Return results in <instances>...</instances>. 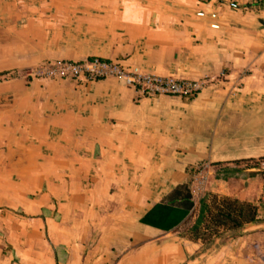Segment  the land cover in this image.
<instances>
[{"label": "crops", "instance_id": "crops-1", "mask_svg": "<svg viewBox=\"0 0 264 264\" xmlns=\"http://www.w3.org/2000/svg\"><path fill=\"white\" fill-rule=\"evenodd\" d=\"M260 18L264 0H0V264H264V224L184 231L199 174L264 218ZM94 57L207 82L152 95L32 73ZM180 186L194 207L173 226Z\"/></svg>", "mask_w": 264, "mask_h": 264}, {"label": "built area", "instance_id": "built-area-1", "mask_svg": "<svg viewBox=\"0 0 264 264\" xmlns=\"http://www.w3.org/2000/svg\"><path fill=\"white\" fill-rule=\"evenodd\" d=\"M35 77L69 79L91 82L113 78L135 87L142 94L194 96L207 80H179L145 73L137 65L125 66L97 57L83 61H46L32 71ZM257 170L264 171V160L258 162ZM206 177L199 174L193 178V194L198 198L204 192Z\"/></svg>", "mask_w": 264, "mask_h": 264}, {"label": "trees", "instance_id": "trees-1", "mask_svg": "<svg viewBox=\"0 0 264 264\" xmlns=\"http://www.w3.org/2000/svg\"><path fill=\"white\" fill-rule=\"evenodd\" d=\"M224 174L228 175V173ZM221 175L220 172L216 173V176ZM183 190L185 192L177 202L172 204V212H169L167 216V219L173 222V226L181 222L194 207L192 195L186 186H180V188L175 189L174 193ZM143 220L145 223H154L147 217H144ZM249 223L264 224V218L258 217L255 205L239 199L214 195L211 204H208L205 198L199 200L198 216L191 229L198 232L201 229L200 226L204 224L202 235L206 233L210 238L212 235L217 236L225 232L240 230Z\"/></svg>", "mask_w": 264, "mask_h": 264}, {"label": "rangeland", "instance_id": "rangeland-1", "mask_svg": "<svg viewBox=\"0 0 264 264\" xmlns=\"http://www.w3.org/2000/svg\"><path fill=\"white\" fill-rule=\"evenodd\" d=\"M257 164H258V162H254L253 164H251V166L252 167H255V169H256V166H257ZM256 172H260V173H263L264 174V171H260V170H255ZM214 196V194H212V193H208L207 191H204L203 193H202V195L199 197L200 198V200L202 199V198H205L206 199V202L208 203V204H211V201H212V197ZM197 198V197H196ZM194 215H195V213H194ZM192 216H193V214H192ZM197 216H198V213H197V215H196V217H195V219H194V223H195V220H196V218H197ZM191 220V219H190ZM189 220V221H190ZM194 223L191 225L190 223H188L187 222V224L184 226V231H186V232H189V233H191L192 235H199V236H201V237H203V238H205L206 239V241H208V242H210V241H212L213 239H215V238H217V237H220L221 235H217V236H210V238H209V236L206 234V233H204L203 235H202V233L204 232V224H202L200 227H201V229L198 231V232H195V231H193L191 228H192V226L194 225ZM230 232V231H229ZM235 232V231H234ZM226 233V232H225ZM223 235V234H222Z\"/></svg>", "mask_w": 264, "mask_h": 264}, {"label": "water", "instance_id": "water-1", "mask_svg": "<svg viewBox=\"0 0 264 264\" xmlns=\"http://www.w3.org/2000/svg\"><path fill=\"white\" fill-rule=\"evenodd\" d=\"M259 22L261 23L262 26H264V20L263 19H259ZM250 226H253V225H258V224H255V223H249Z\"/></svg>", "mask_w": 264, "mask_h": 264}]
</instances>
